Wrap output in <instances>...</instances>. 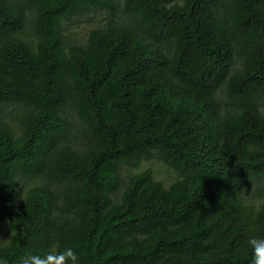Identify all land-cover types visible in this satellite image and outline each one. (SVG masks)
<instances>
[{"label": "trees", "instance_id": "16d2710c", "mask_svg": "<svg viewBox=\"0 0 264 264\" xmlns=\"http://www.w3.org/2000/svg\"><path fill=\"white\" fill-rule=\"evenodd\" d=\"M263 108L264 0H0V260L251 264Z\"/></svg>", "mask_w": 264, "mask_h": 264}, {"label": "rangeland", "instance_id": "374dc122", "mask_svg": "<svg viewBox=\"0 0 264 264\" xmlns=\"http://www.w3.org/2000/svg\"><path fill=\"white\" fill-rule=\"evenodd\" d=\"M105 19H106V15L104 11L102 10L90 11L88 14L84 15L83 17H79V18L76 17L73 19V21H67L66 27L67 30H69V32H72V36L73 35L76 36L79 42H82L86 40L88 36V32L96 26H101L104 23ZM148 167L154 170L155 178L157 180L162 181L166 186L171 184L176 178V174L174 172H172L164 164H161L155 160L146 161L138 168H131L130 171L138 172ZM28 183L29 182L25 184ZM25 184L20 185L18 194H23V192L26 190V187L28 185ZM252 193H254V190H252ZM254 197L258 199L256 195H254ZM10 234L11 232L8 225L4 223H0V236L5 240V242L10 237Z\"/></svg>", "mask_w": 264, "mask_h": 264}, {"label": "clouds", "instance_id": "9594fccd", "mask_svg": "<svg viewBox=\"0 0 264 264\" xmlns=\"http://www.w3.org/2000/svg\"><path fill=\"white\" fill-rule=\"evenodd\" d=\"M247 245L252 251L251 264H264V235L249 234ZM0 264L5 262L0 260ZM20 264H81V260L77 251L68 246L59 251L53 248L44 255L29 254Z\"/></svg>", "mask_w": 264, "mask_h": 264}]
</instances>
